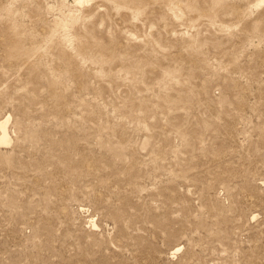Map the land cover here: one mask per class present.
Returning <instances> with one entry per match:
<instances>
[{
	"label": "rangeland",
	"instance_id": "rangeland-1",
	"mask_svg": "<svg viewBox=\"0 0 264 264\" xmlns=\"http://www.w3.org/2000/svg\"><path fill=\"white\" fill-rule=\"evenodd\" d=\"M4 116L0 264H264V0H0Z\"/></svg>",
	"mask_w": 264,
	"mask_h": 264
},
{
	"label": "bare ground",
	"instance_id": "bare-ground-1",
	"mask_svg": "<svg viewBox=\"0 0 264 264\" xmlns=\"http://www.w3.org/2000/svg\"><path fill=\"white\" fill-rule=\"evenodd\" d=\"M56 23L58 24V21H56ZM10 117L7 116L3 119L1 118L2 120H0V148H8L12 144V139H11V136H10L9 131H8V128H9L8 125H9ZM88 221H89L90 225L94 226L95 221L93 222L92 218H89ZM179 250H180L179 248H176L173 253L176 254ZM173 253H171V254H173ZM173 256H175V255H173Z\"/></svg>",
	"mask_w": 264,
	"mask_h": 264
}]
</instances>
